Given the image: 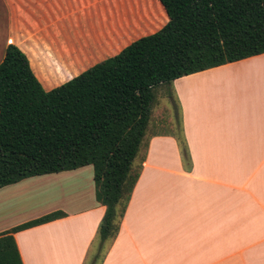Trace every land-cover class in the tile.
I'll return each mask as SVG.
<instances>
[{"label": "crops", "instance_id": "crops-1", "mask_svg": "<svg viewBox=\"0 0 264 264\" xmlns=\"http://www.w3.org/2000/svg\"><path fill=\"white\" fill-rule=\"evenodd\" d=\"M166 22L158 0H0V62L15 46L49 91ZM169 87L188 168L174 134H144L117 235L96 264H264V53ZM103 210L90 166L30 177L0 188V235L59 212L12 234L21 263L89 264Z\"/></svg>", "mask_w": 264, "mask_h": 264}, {"label": "trees", "instance_id": "trees-1", "mask_svg": "<svg viewBox=\"0 0 264 264\" xmlns=\"http://www.w3.org/2000/svg\"><path fill=\"white\" fill-rule=\"evenodd\" d=\"M167 22L116 55L44 91L25 55L8 44L0 62V188L23 179L92 169L103 206L89 264L116 237L138 177L132 161L148 128L158 86L264 53V0H158ZM184 168L181 130L173 136ZM56 212L0 235V264H22L12 234L59 218Z\"/></svg>", "mask_w": 264, "mask_h": 264}, {"label": "rangeland", "instance_id": "rangeland-1", "mask_svg": "<svg viewBox=\"0 0 264 264\" xmlns=\"http://www.w3.org/2000/svg\"><path fill=\"white\" fill-rule=\"evenodd\" d=\"M155 100L151 108V120L146 130L149 132L172 133L179 135L178 110L175 99L172 96L169 86H158L154 90ZM144 143V139L142 141ZM142 143V144H143ZM141 151L138 150L136 157L132 161V167L137 168L136 163ZM94 248V245H93ZM92 251V247L90 249ZM89 259V257H87ZM87 261V260H86Z\"/></svg>", "mask_w": 264, "mask_h": 264}]
</instances>
